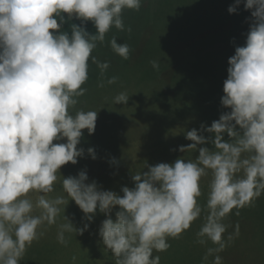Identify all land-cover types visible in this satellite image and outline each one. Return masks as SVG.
<instances>
[{"label": "clouds", "instance_id": "clouds-1", "mask_svg": "<svg viewBox=\"0 0 264 264\" xmlns=\"http://www.w3.org/2000/svg\"><path fill=\"white\" fill-rule=\"evenodd\" d=\"M241 2L235 0L228 12L235 13ZM243 2L245 10H251L252 22L245 44L228 59L220 103L230 111L210 126L202 123L199 130L185 131V139L192 143L178 147L181 153L198 152L196 158L146 165L147 171L131 176L134 187L121 188L122 195L103 190L95 180L89 182L85 170L62 176L63 191L86 222L78 228L64 214L65 222L58 225L59 243L66 244L65 232L82 235L99 212L106 217L99 236L116 264H160L153 252L166 251L168 238H178L203 213L197 242L216 245L207 248L203 260L214 256L213 264H222L217 253L226 247L224 218L264 193V0ZM140 7L141 0H0V264H20L27 248L43 235L37 230L45 223L56 224L65 213L62 206L69 200L48 194L55 190L60 168L69 162L75 165L84 156L85 150L77 146L83 130L94 133L97 120L96 111L69 110L87 91L82 85L88 79L89 58L101 74L109 67L91 56L97 42L103 43L112 27L124 30L125 9ZM65 13L69 20L91 21L96 34L74 23L71 35L61 31ZM110 46L129 58L128 44L113 37ZM150 63L158 69L157 61ZM128 99L126 93L114 98L117 104ZM87 152L96 159L93 148ZM110 162L118 163L115 158ZM209 172L202 207L200 180ZM232 238L228 236L229 241Z\"/></svg>", "mask_w": 264, "mask_h": 264}, {"label": "rangeland", "instance_id": "rangeland-1", "mask_svg": "<svg viewBox=\"0 0 264 264\" xmlns=\"http://www.w3.org/2000/svg\"><path fill=\"white\" fill-rule=\"evenodd\" d=\"M164 4L165 0H141L138 11L125 9L122 13L124 30L112 27L105 34L104 42H97L91 56L101 63L107 62L109 67L101 74V70L89 58L88 79L82 85L87 91L76 98L78 103L69 110L72 114L79 110L96 111L95 131L89 134L87 129L83 130L77 147L85 150L84 156L77 158L75 165L69 162L60 168L57 173L58 180L54 184L55 190L48 194L49 198L64 196L69 200L68 205L62 206L65 207V213L61 212L56 224L45 223L37 230L43 235L27 248L20 262L116 264V258L106 249L99 236L101 223L106 219L102 213L97 212L89 229L82 235L65 232L66 244L58 242V225L65 222L64 214L78 228L83 227L86 222L82 219L83 212L63 191L62 176H76L85 170L89 182L95 180L103 190L122 195L121 188L134 187L131 176L147 171L146 165L154 166L162 162L171 164L178 158L194 160L198 152L178 151L179 146L192 143L185 139L184 132L193 128L199 130L202 123L210 126L225 112L220 102L211 104L208 101L195 100V94H187L186 86L179 81V54L174 48L170 49V56L151 53L152 44V49L157 45L161 49V32H165L166 24L169 34L177 22L175 4L167 3L168 7L165 8ZM248 11H239L240 20L246 19L244 16ZM63 15L66 21L67 14ZM128 28H131L130 32ZM113 37L118 43L129 45L128 59L112 50L110 41ZM163 40L167 41L164 37ZM150 61H157L158 69L153 68ZM200 70L199 66L194 67L195 72ZM112 77L117 78L116 82L109 84L108 80ZM100 83L104 86L99 87ZM191 86L188 85L190 88ZM120 93H126L129 97L126 104L115 103L114 98ZM90 147L94 149L96 159L88 154L87 149ZM113 158L118 163L112 164L110 161ZM210 180V172L200 180L202 195L198 198V203L202 207L207 200ZM29 195L32 199L36 198L34 193ZM117 210L118 206L112 212L113 219ZM202 223L203 213L178 238H168L170 247L166 251H154L153 256L160 257V264H194L193 261L197 260L200 261L198 264H213L214 256H209L207 261L203 257L207 248L216 245L210 241L205 245L197 242L196 234ZM223 223L227 225L223 234L226 247L217 253L222 258V264H264V193L250 206L234 208L224 218ZM237 225L238 235L235 234ZM229 235L233 237L230 241ZM197 252L200 256H196Z\"/></svg>", "mask_w": 264, "mask_h": 264}, {"label": "trees", "instance_id": "trees-1", "mask_svg": "<svg viewBox=\"0 0 264 264\" xmlns=\"http://www.w3.org/2000/svg\"><path fill=\"white\" fill-rule=\"evenodd\" d=\"M167 3L175 4L177 22L170 35L166 24L165 32H161V49L159 50L158 45L152 49V44L151 53L170 56V49L174 48L179 54V81L186 86L187 94H195V100H204L211 104L220 102L224 95L223 82L228 76V59L234 55L236 47L245 44L252 22L251 10L244 16L246 19L240 20L239 11L245 10L243 0L235 13L228 12L229 6L234 5L235 0H165L164 8L168 7ZM73 23L82 26L90 35L96 34L91 21L82 24L75 18H67L62 31L71 35ZM163 37L167 39L166 42ZM196 66L201 68L199 72L194 71ZM188 85H192L191 88ZM224 111L230 109L224 108ZM197 254L196 256H200L199 252ZM193 262L200 263L199 260ZM20 264L38 263L22 261Z\"/></svg>", "mask_w": 264, "mask_h": 264}]
</instances>
